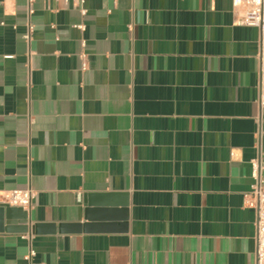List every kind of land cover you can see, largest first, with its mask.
I'll return each instance as SVG.
<instances>
[{
    "label": "crops",
    "instance_id": "0c3cea01",
    "mask_svg": "<svg viewBox=\"0 0 264 264\" xmlns=\"http://www.w3.org/2000/svg\"><path fill=\"white\" fill-rule=\"evenodd\" d=\"M84 8L0 0V202L35 193L0 264H256L260 30L231 0Z\"/></svg>",
    "mask_w": 264,
    "mask_h": 264
},
{
    "label": "built area",
    "instance_id": "2783aa9c",
    "mask_svg": "<svg viewBox=\"0 0 264 264\" xmlns=\"http://www.w3.org/2000/svg\"><path fill=\"white\" fill-rule=\"evenodd\" d=\"M29 6L34 0H25ZM68 1V0H67ZM76 6L81 8L83 14L86 13L84 5L87 0H73ZM233 9L240 14L241 24L251 27H256L260 30L259 41V62H260V83L258 102L261 107H264V0H231ZM83 28V26H79ZM32 28L29 30L27 39L30 38ZM86 67V64H84ZM264 154H262L263 156ZM264 165L261 155L252 161V177L255 182L252 186V192L247 201L249 206L256 210V264H264V189L262 188V171ZM34 191L32 189L25 190H9L2 192L1 204H7L12 207L23 208L28 213L33 208ZM35 256V251L31 250L26 256L29 264L32 263V258Z\"/></svg>",
    "mask_w": 264,
    "mask_h": 264
},
{
    "label": "water",
    "instance_id": "95a60500",
    "mask_svg": "<svg viewBox=\"0 0 264 264\" xmlns=\"http://www.w3.org/2000/svg\"><path fill=\"white\" fill-rule=\"evenodd\" d=\"M19 221L22 224V228H20L21 232H27L29 230L28 221H29V213L20 207H12L7 204H0V227H2L3 222L7 225H11V223H15ZM79 226L77 227L79 231Z\"/></svg>",
    "mask_w": 264,
    "mask_h": 264
}]
</instances>
